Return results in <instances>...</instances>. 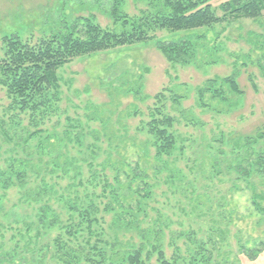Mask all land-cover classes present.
Listing matches in <instances>:
<instances>
[{
  "label": "rangeland",
  "instance_id": "obj_1",
  "mask_svg": "<svg viewBox=\"0 0 264 264\" xmlns=\"http://www.w3.org/2000/svg\"><path fill=\"white\" fill-rule=\"evenodd\" d=\"M99 1L97 4L96 0H0V39L13 33L21 38L39 37L56 26L60 16L70 20L94 14L101 26H109L111 21L104 10L110 1ZM224 1L214 0L212 4L217 6ZM142 7L141 0H126L124 9L135 14ZM156 35L163 40L180 36L167 32ZM204 45L199 61L207 60V51L211 50L216 59L213 64H171L156 50L153 42L75 58L57 71L59 101L55 111L41 121L38 118L30 121L27 113L10 120L9 102L0 87V125L10 128V140L0 133V167L13 154L32 158L31 163L36 164L38 158L44 162L60 152L73 157L75 162L71 161L66 173L57 171L51 180L50 175L46 179L57 181L68 193L69 184L88 177L94 165L108 155L113 161L123 157L132 166L138 161L142 168L145 167L149 183L153 185L147 203L162 215L161 222L156 223L162 228V246L167 256L173 250L168 242L178 246L181 254L193 248L184 236H179L180 232L192 231L198 240L212 236L218 242V250L213 251L216 261L211 264H264V250L257 259H249L238 252L235 244L240 240L247 242L246 247L258 250L264 244V213L253 205V190L244 179L235 178L230 172L211 175L212 160L218 155L214 139L220 138L221 133L225 138L253 134L264 124V79L256 66L240 68L237 81L243 95L231 96L228 103L209 101L214 110L200 107L196 94L206 79L230 75L234 62L250 63L249 59L254 62L264 55V14L256 20L242 19L227 26L217 25L206 32ZM248 77L256 84V90ZM137 82L143 85L137 89L138 93L134 91ZM132 85L134 88L126 91ZM163 89L181 98L177 103L165 100L167 112L175 118L172 130L178 139L177 147H183L182 152H173L176 160L171 162L172 157L167 164L175 170L172 181L161 168L159 173L154 172L153 152L145 142L149 136L144 124L155 103L152 96ZM144 95L148 97L143 98ZM208 97L206 94V103ZM33 123L37 126L33 127ZM36 129H41L39 135L25 146L14 149V145L23 144L29 133ZM46 137L54 142L57 150L39 157L35 145ZM75 137L82 141L81 145ZM92 144L97 146L95 150L86 148ZM90 161L92 165L88 164ZM40 162L41 168L34 169H39L40 175H47V165L42 166ZM34 178L35 175L29 177L28 190L39 188ZM94 190L99 194L100 187ZM21 191L16 187L0 191V222L28 221L33 218V209L44 203V197L40 196L20 198ZM50 204L54 208L60 206L56 201H50ZM261 204L264 206V201ZM155 212L149 210L146 221L156 220ZM109 218L105 215L106 222ZM217 229L224 231V241ZM124 235L126 239L132 233L127 231Z\"/></svg>",
  "mask_w": 264,
  "mask_h": 264
},
{
  "label": "trees",
  "instance_id": "obj_2",
  "mask_svg": "<svg viewBox=\"0 0 264 264\" xmlns=\"http://www.w3.org/2000/svg\"><path fill=\"white\" fill-rule=\"evenodd\" d=\"M109 1L108 8L104 10L111 21L109 26H101L94 14L70 20L60 16L56 26L39 37L21 38L16 33L1 37L0 87L9 102L10 120L13 116L27 113L30 121L37 118L41 121L48 113L52 114L60 95L57 71L75 58L153 42L156 50L171 64L200 62L209 65L216 60L211 50L207 51V60L199 61L208 30L242 19L256 20L264 14V0H226L217 6L212 4L214 0H141L144 7L137 9L135 14L124 9L126 0ZM157 32L180 36L163 40L156 35ZM254 37L257 39L258 36L255 34ZM263 60L264 55H261L254 62L250 59V63L234 62L230 75L206 79L196 90L198 105L214 110L209 101L228 103L231 96L243 95L237 81L240 68L256 66L264 79ZM248 79L256 90L252 78ZM134 84L136 92L143 86L140 82ZM133 88V85L128 86L126 91ZM170 93V90L163 89L152 96L155 103L149 110L144 130L149 136L145 140L146 145L153 152L154 172L159 173L161 168L166 171L167 179L172 181L175 170L167 164L174 157L173 152H182L183 147H177L178 139L172 130L175 118L167 112L165 105L166 99L177 103L181 98ZM206 94L209 96L207 103ZM147 97L144 95L143 98ZM36 126L33 123V127ZM9 129L3 125L0 127V133L8 140ZM40 132L41 129H36L29 133L23 144L17 143L14 149L25 146ZM76 137L74 140L81 145L82 141ZM214 141L218 155L212 160L211 175L230 172L235 178L244 179L253 190V205L264 213L261 204L264 201V124L253 134H235L225 138L221 133L220 138ZM35 146L39 157L57 150L48 137L39 140ZM86 148L93 151L97 146L92 144ZM59 154L44 162L38 158L42 166L47 165V175H40V170L34 169L41 167L38 162L32 164V158L14 154L0 167V191L16 187L22 190L20 198L44 197V203L33 209L32 219L20 223L0 222V264H211L216 261L213 251L218 250V242L212 236L198 240L192 231L180 232L179 236H184L193 248L181 254L178 246L168 242L173 250L169 256L166 255L162 246V228L156 223L162 215L147 203L153 193V185L149 183L145 167L142 168L138 161L132 166L123 157L113 161L108 155L94 165L88 177L69 184L66 193L57 181L46 179L50 175L51 180L57 171L66 173L71 161L75 162L73 157ZM175 160L176 157L171 162ZM34 175L39 188L28 190L29 177ZM98 186L100 191L96 194L94 189ZM50 201H56L60 206L54 208ZM149 210L156 211V220L152 222L146 221ZM105 215L110 216L107 222ZM127 231L132 235L124 239ZM216 232L224 241V231L217 229ZM208 244L210 246L206 248ZM235 244L238 252L249 259H257L264 250V244L259 250L246 247L247 242L240 240ZM223 261L226 262L225 259Z\"/></svg>",
  "mask_w": 264,
  "mask_h": 264
}]
</instances>
